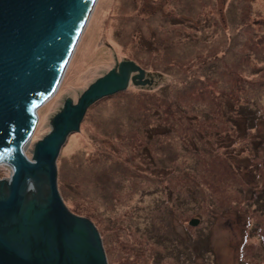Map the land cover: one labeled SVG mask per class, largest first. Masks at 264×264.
Wrapping results in <instances>:
<instances>
[{
  "label": "rangeland",
  "instance_id": "374dc122",
  "mask_svg": "<svg viewBox=\"0 0 264 264\" xmlns=\"http://www.w3.org/2000/svg\"><path fill=\"white\" fill-rule=\"evenodd\" d=\"M85 24L26 156L67 97L131 60L142 76L59 150L66 209L109 264H264V0H95Z\"/></svg>",
  "mask_w": 264,
  "mask_h": 264
},
{
  "label": "water",
  "instance_id": "95a60500",
  "mask_svg": "<svg viewBox=\"0 0 264 264\" xmlns=\"http://www.w3.org/2000/svg\"><path fill=\"white\" fill-rule=\"evenodd\" d=\"M95 0H0V264H109L93 222L66 209L55 160L86 109L125 89L143 70L131 60L96 78L75 103L67 97L28 158L22 145L36 109L61 81ZM198 218L189 223L197 224Z\"/></svg>",
  "mask_w": 264,
  "mask_h": 264
},
{
  "label": "bare ground",
  "instance_id": "6f19581e",
  "mask_svg": "<svg viewBox=\"0 0 264 264\" xmlns=\"http://www.w3.org/2000/svg\"><path fill=\"white\" fill-rule=\"evenodd\" d=\"M85 25H86V24H85ZM60 83H61V81L59 82L57 88L59 87ZM57 88H56V90H57ZM56 90H55V92H56ZM55 92H54V93H55ZM54 93H53V94H54ZM53 94H52V95H53ZM49 98H50V97H49ZM46 100H47V99H46ZM46 100H45L44 102H46ZM36 112H37V109H36ZM36 114H37V113H36ZM37 120H38V116H37ZM37 120H36V123H37ZM35 126H36V124H35ZM35 126H34V128H35ZM32 133H33V132H32ZM31 136H32V134H31ZM31 136H30V139H31ZM30 139H28L26 142L23 143V145H22V149H23V151L25 150V147H26V145L29 143ZM24 153H25V152H24ZM0 162H5V163L9 164L10 166H12V164H10V163L7 162V161H0Z\"/></svg>",
  "mask_w": 264,
  "mask_h": 264
},
{
  "label": "trees",
  "instance_id": "16d2710c",
  "mask_svg": "<svg viewBox=\"0 0 264 264\" xmlns=\"http://www.w3.org/2000/svg\"><path fill=\"white\" fill-rule=\"evenodd\" d=\"M230 97L236 102L237 98L234 94H230ZM246 103H248V102H246Z\"/></svg>",
  "mask_w": 264,
  "mask_h": 264
}]
</instances>
